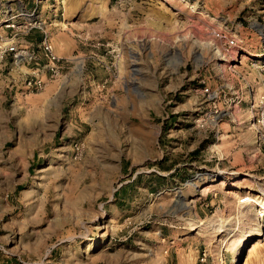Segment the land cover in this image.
I'll return each mask as SVG.
<instances>
[{"label":"rangeland","instance_id":"374dc122","mask_svg":"<svg viewBox=\"0 0 264 264\" xmlns=\"http://www.w3.org/2000/svg\"><path fill=\"white\" fill-rule=\"evenodd\" d=\"M35 8L65 61L31 94L0 72V264H264V0H0V23Z\"/></svg>","mask_w":264,"mask_h":264},{"label":"built area","instance_id":"2783aa9c","mask_svg":"<svg viewBox=\"0 0 264 264\" xmlns=\"http://www.w3.org/2000/svg\"><path fill=\"white\" fill-rule=\"evenodd\" d=\"M36 10V8L32 10L24 9L19 13L11 14L10 18L0 23V72L4 73L6 71V75L10 79L20 82L25 92L30 94L40 91L45 86L48 77L52 79L57 76L61 69V64L65 61V59L54 53L52 43L40 18L41 13H37ZM10 13L12 12L10 11ZM33 30H38L42 34V39L38 45L41 53H38L33 45L26 40V37ZM210 34L213 41L218 43L216 48L222 57L232 58V54L239 43L236 35L226 29H212ZM43 59L45 64L41 62ZM257 68L264 78V63L257 66ZM47 75L49 76L47 77ZM238 78L244 82L250 92L252 90L251 86L245 83L242 76ZM201 92L207 94L209 99L214 97L212 95L213 92L209 93L207 88L202 89ZM248 113L250 114L248 120L254 129L255 147L258 151L264 150L263 94L258 96V105L252 104L248 109ZM81 146L77 148L78 153L74 158L75 160L81 154ZM248 200V197H244L241 202H247Z\"/></svg>","mask_w":264,"mask_h":264},{"label":"crops","instance_id":"0c3cea01","mask_svg":"<svg viewBox=\"0 0 264 264\" xmlns=\"http://www.w3.org/2000/svg\"><path fill=\"white\" fill-rule=\"evenodd\" d=\"M40 18L45 22L47 20V18H49V16H45V15H42L40 14ZM37 34V35H36ZM64 33L63 32H59L58 33L56 32L54 38H56L57 40L59 39H63L64 38ZM42 39V34L38 31H32L30 33L29 36L26 37V40L28 41V43H30L31 45H33V47L35 48V50L38 52V53H41L39 48H38V45L40 43ZM50 41H51V38H50ZM52 43V42H51ZM42 64L45 63L44 59L41 61Z\"/></svg>","mask_w":264,"mask_h":264},{"label":"bare ground","instance_id":"6f19581e","mask_svg":"<svg viewBox=\"0 0 264 264\" xmlns=\"http://www.w3.org/2000/svg\"><path fill=\"white\" fill-rule=\"evenodd\" d=\"M234 56V55H233ZM235 58V57H234ZM249 119V118H248Z\"/></svg>","mask_w":264,"mask_h":264}]
</instances>
